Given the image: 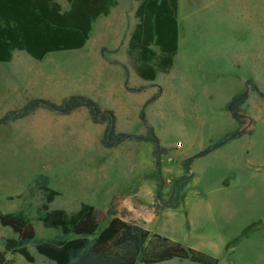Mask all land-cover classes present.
Instances as JSON below:
<instances>
[{
	"label": "rangeland",
	"instance_id": "obj_1",
	"mask_svg": "<svg viewBox=\"0 0 264 264\" xmlns=\"http://www.w3.org/2000/svg\"><path fill=\"white\" fill-rule=\"evenodd\" d=\"M60 1L66 8L65 1ZM116 1L117 6L112 15L100 17L96 21L91 40L84 52L92 53L95 46L93 44L98 45L108 39L103 35L104 28L118 30L117 46L113 51L106 48L105 52L115 57L116 62L123 61L126 64L124 68L130 88L142 89L139 92H129L116 80L107 96L103 94L94 101L102 108L113 109L118 132L145 136L147 126L153 128L159 145L167 153L160 156L158 171L156 168L148 170L150 163L139 171L146 170L152 179L157 176V184L162 182L159 191L162 200L167 201L172 197V183L183 174L184 160L235 130L237 125L225 110V105L235 94L249 90V99L243 107V128L248 132L253 129L252 137L247 136L242 142L232 143L227 148H233L227 151L192 162V180L182 193L181 207L174 211L175 219L168 229L179 235L187 232L189 236L198 239L219 242L224 240L227 233H232L235 228L249 220L259 218L260 222H264V176L249 180L247 174L250 173L243 168L246 154H240L242 148H246L245 151L251 148L247 158L253 163L251 174H264V38L261 39V31L264 32V0H181L178 15L179 20H182L179 21L180 41L174 66L168 73L158 74L155 81L146 83L134 82L143 81L138 77L133 78L135 71L126 52L128 38L137 23L134 10L138 1ZM248 81L251 83L247 84ZM154 95H158L157 98L144 106ZM17 109L19 108L14 102L0 105V117L7 110ZM142 110L146 124L140 119ZM87 120H90L88 115ZM5 130L4 126H0V157L3 158L0 160V174L4 170L5 158L21 164L28 160L27 154L23 155L14 150L16 143L19 144L18 134L7 133L8 130ZM4 132L7 133L5 137ZM126 142L140 143L141 161L150 162L151 156L153 157L151 142ZM99 148L92 146V154L89 156L88 153L85 154L83 146H48L43 148L47 157L36 155L37 160H41L39 168H46L47 174L53 177L49 187L60 193L50 204V210L75 212L80 203L100 208L101 198L85 195L88 193L83 189L80 176L84 169L90 174L114 175L117 182L123 178L122 174H132L131 169L124 168L127 166L124 162L110 157L103 159ZM147 148H151V156ZM52 156L57 157L56 163L51 161ZM150 167L152 168L151 164ZM136 171L134 174H137ZM9 173L13 172L9 170ZM152 179L144 180L145 186L150 187L153 184ZM232 179L238 184L242 183V186L223 189L222 183H234ZM157 190L156 187L155 192ZM24 201L28 216L35 219L34 206L42 203L41 192L31 188ZM132 202L129 206L133 208L128 210L115 200L118 215L139 228L146 224L150 232L159 230L158 233L163 235L164 226L157 227L158 222L160 225L163 220L147 223L155 213L152 204H139L135 200ZM112 219L113 217L110 218ZM173 224L176 225L174 228ZM249 230H253L252 227ZM253 231L248 235L247 242L235 246L234 253L230 254L231 264H262L264 234H252ZM180 242L183 243L181 240ZM186 243L187 246H197L194 242ZM223 254L227 253L224 251ZM19 258L23 264H28L22 257ZM222 262L225 260L220 259V264ZM33 264L51 263L35 253ZM183 264L190 263L184 261Z\"/></svg>",
	"mask_w": 264,
	"mask_h": 264
},
{
	"label": "trees",
	"instance_id": "obj_2",
	"mask_svg": "<svg viewBox=\"0 0 264 264\" xmlns=\"http://www.w3.org/2000/svg\"><path fill=\"white\" fill-rule=\"evenodd\" d=\"M66 1L69 8L64 11L56 0H0V63L9 62L15 50L42 59L49 53L81 49L88 40L93 23L99 17L107 16L116 5L115 0ZM137 1V23L128 41L127 54L136 75L152 82L158 74L168 73L172 69L179 49V0ZM252 87L256 90V87ZM125 88L130 91L142 89L130 88L127 80ZM157 96L151 97L144 106ZM248 99L249 90L246 89L226 103L225 110L238 128L182 162L184 173L172 183L173 195L169 200L160 198L162 182L157 184L158 190L153 195L152 203L155 214L167 207L176 209L180 206L195 159L250 134L243 129V107ZM81 107L87 109L93 123L104 125L101 141L104 147L110 148L126 140L151 142L155 168L159 170V158L167 150L159 145L153 128L147 126L145 136L117 132L114 113L86 96H71L58 104L46 99H29L21 108L1 116L0 125L22 119L39 108L68 114ZM140 119L146 124L143 110ZM153 178L157 181V176ZM32 185L42 194V203L36 208V219L45 228L55 229L59 234L50 240L36 239L33 224L24 209L13 213L0 211V225L11 228L18 236L17 240H4L5 250L0 252V264H13L12 259H7V253L18 254L32 263L34 257L28 251V245L53 264H160L173 259L190 264H219L216 257L160 234H151L125 220L116 211V198L106 211L82 203L76 212L67 213L61 209L49 210V204L58 193L48 187L47 176L35 175Z\"/></svg>",
	"mask_w": 264,
	"mask_h": 264
},
{
	"label": "crops",
	"instance_id": "obj_3",
	"mask_svg": "<svg viewBox=\"0 0 264 264\" xmlns=\"http://www.w3.org/2000/svg\"><path fill=\"white\" fill-rule=\"evenodd\" d=\"M64 1L65 4L67 5L66 8L64 7V5H62L60 0H56V2L61 6L62 10L65 11L69 8V4L67 3L66 0ZM116 6H117V1H116V5L110 10V13L107 16H101V17L106 18L112 15ZM180 8H181V0H179L178 15L180 13ZM96 21L92 25V29L89 33L87 42L84 44V46L81 49L49 53L45 55L42 59H35L25 51L15 50L13 52L12 59L9 62L0 63V83H1L0 105L9 104V102L10 103L14 102V104L18 106V108H21L29 99L32 98L46 99L53 103L58 104L62 100L76 95L86 96L94 100L100 98V96H103V94L104 96H107L109 91H111L109 89L111 88L113 82L116 80L117 81L119 80L123 88L126 89L125 81L127 80L129 84L127 73L125 72V68H124L126 64L123 61L116 62L115 57H111L107 54V52H105L106 48L109 51H113L117 46L118 39L116 35H118L119 32L118 30L107 27L104 28L102 31L103 35L105 36V38H108L104 40L105 43L102 42L99 43L98 45L93 44L95 46L92 45L94 48L92 53L88 51L84 52V50L88 46L87 44H89L88 41L91 40ZM178 21H182L181 19L179 20V16H178ZM179 29H180V22H179ZM262 38H264V32L261 31V39ZM128 41L126 44V52H127ZM59 57H63V58H59ZM135 77H138L136 73L133 75V78ZM142 81L143 82L135 80L134 82L135 83L151 82L144 80ZM129 87L131 86L129 85ZM127 91L139 92V91H130V90ZM6 93L13 95L7 96ZM11 96H13V98ZM104 109L110 110L114 113L113 109L106 107H104ZM8 111L10 110H7V112ZM87 113H88L87 109L83 107L74 109L68 114H58L55 112L48 111L46 109L39 108L30 115L22 119L9 122L5 125H0V126H4L5 129L8 130L7 133L18 134L19 144L15 142L17 145L14 147V150L17 151V153H22L23 155L27 154L26 157L28 159L22 162V164L12 159H6V158L4 159L5 161L4 170L0 174V211L2 213H13L21 209L25 210L24 205H26V203L24 201V197L27 193H29L31 188H35L32 185V179L35 175H39V172H44V171L46 172L45 174L42 175H45L49 178V185H50V182L53 179V177L51 176V174H47L46 168L43 167L39 168L38 164H40L39 161L41 160H37L36 158V155L47 157V154L44 153L43 148H46L48 146L58 147V148H62V147L75 148L77 146L79 147L83 146L85 154L88 153L87 155L89 156H91L92 154L90 151L92 150V146L93 147L98 146L100 147L99 149L101 151L100 156L103 159H107L110 157V159L113 158L115 160H120L121 163L124 162L125 165L127 164V166H125L124 168L128 167V169H131L133 171L132 174H127V176H125V174H122L123 178L119 182H117L114 175L109 176V174H90L88 173L87 169L81 171L82 174H80V176L82 177L83 180V189L85 190V192L88 193L85 195H90V196L94 195L96 198L99 199L101 198L100 204L102 207L100 206L99 209L103 211L108 210L113 198H116V203H119L120 206L125 207L128 210H131L133 208L129 205L130 203L132 204L133 203L132 201L134 200L139 202V204L153 203V195L156 190L157 183L154 179L150 178L151 175L146 170L139 171L141 167L146 168V165L149 163L151 164L152 168L150 167L149 164L148 170L150 169L153 170L155 168L154 158L151 156L152 155L151 148L150 149L147 148L148 154L151 156L150 162L148 161L143 162L140 159L141 158L140 152L142 149L140 143L124 141L110 148L104 147L101 143L104 132V125L93 123L89 116V113L88 114ZM87 115L89 116L90 120H87ZM114 116L116 118L115 113ZM237 128L238 125L236 126L235 129ZM5 132L3 135L4 137L7 134ZM252 135H253V129L250 130L249 135H244L238 139H235L230 143L226 144L225 146L213 151L212 153L195 160H199L205 157H210L214 153H221L227 151L228 149L233 148V147L227 148V146L231 145L232 143L236 144L237 142L238 143L242 142L247 136L252 137ZM86 148H90V149H86ZM245 149L246 148H242L240 154H246L244 155L245 165L243 166V168L250 173L247 174L249 180L255 177L256 178L263 177L264 174H251L252 172L250 171V169L253 163L250 160V158L247 159L249 157L251 148H249V151H245ZM56 158H57L56 156L54 157L52 156L51 161L53 163H56L57 161ZM2 159L3 158L0 157V160ZM9 170H11L14 174L9 173ZM135 171L137 172V174H134ZM190 174H191V179H190L191 182L192 180L191 169H190ZM53 175L54 177H56V174ZM146 179H150V180L152 179L153 184H150L151 185L150 187L145 186L146 184L143 183L144 180ZM111 181L114 182L111 183ZM169 181L172 180H167V182ZM237 186L238 188H240L242 186V183L238 184L236 181H234V183L232 181L222 183L223 189H228L230 187L236 188ZM56 192L58 193V195L54 198V200L60 195L58 191ZM93 202L95 204H99L95 201ZM10 204L12 206H8ZM81 204L82 203H80V206ZM39 205L34 206L35 214H36V208ZM180 207H181V203L180 206L176 209L164 208L158 214L155 213L152 214L149 220H147L148 221L147 223L151 221L153 222L156 221L157 223L158 220L161 221L163 220L164 222H162L160 225H159L160 222H158L157 224V227L161 225L164 226V229H162L164 230L162 236L168 235L169 237L167 236L165 237L172 239L174 241L179 240L178 242H180L181 240L183 241V243L182 242L180 243H182L183 245L187 244L186 242H190V243L194 242L197 246L195 247H191L187 245L185 246L203 251L213 257L216 258L218 257L219 264H220V259L225 260V262L224 263L222 262L221 264H231L232 260L230 259V254L234 253L236 249L235 246H238L247 240V237L251 233V231L254 230L252 234L253 233L264 234V222L262 221L260 222L259 218H256L249 220L248 222L242 224L239 227L236 226L237 228H235V231L233 230L232 233L230 234L227 233L224 240L221 239L219 242L209 241L206 239H198L194 236H189L187 232L179 235L173 232V230H169L168 227L169 225L172 226V223L174 222L175 219L174 211L178 210ZM70 213H74V212H70ZM31 222L35 230L36 239L50 240L55 238L59 234V232L55 229L45 228L43 224L40 221H38L36 218L31 219ZM229 223H231V221ZM36 226L39 227L38 228L39 233ZM141 226L142 229L150 232V229H148L149 227H147L146 224H142ZM175 226L176 225L173 224V228ZM251 227L253 230H249V228ZM43 228L46 230H42ZM158 231L150 232V233L159 234ZM17 238H18L17 234L14 233L11 228L0 225V252L5 250L4 248L5 239L17 240ZM27 249L34 257V261L32 263L27 262L22 256L18 254L11 255L10 253H7L6 257L7 259H12L13 264H16L17 262H19V264H23L22 260H20L19 257H22L28 264H33L35 262L36 251L31 245H28ZM220 249L224 250L227 254L226 255L223 254L224 251L223 253H221L222 250ZM170 262L171 264H183L184 261L173 259ZM49 263L53 264L50 261ZM262 264H264L263 259H262Z\"/></svg>",
	"mask_w": 264,
	"mask_h": 264
}]
</instances>
